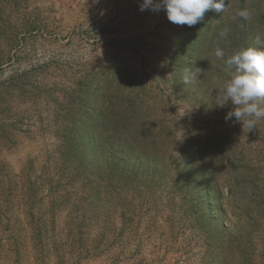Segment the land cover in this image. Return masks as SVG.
<instances>
[{"label":"rangeland","instance_id":"rangeland-1","mask_svg":"<svg viewBox=\"0 0 264 264\" xmlns=\"http://www.w3.org/2000/svg\"><path fill=\"white\" fill-rule=\"evenodd\" d=\"M228 1L189 28L143 0H0V264H264V119L217 105L234 70L218 33L247 35ZM113 62L160 83V129L100 140L94 78Z\"/></svg>","mask_w":264,"mask_h":264},{"label":"trees","instance_id":"trees-1","mask_svg":"<svg viewBox=\"0 0 264 264\" xmlns=\"http://www.w3.org/2000/svg\"><path fill=\"white\" fill-rule=\"evenodd\" d=\"M225 2L229 3L228 0H225ZM232 2L235 4L236 0ZM239 3H241V7L243 5L242 9H247L251 13V17L248 20L241 18L238 20V22L245 25V32L247 31V35L245 34L241 44H238L239 39L236 35L239 28L234 24L237 21H227L225 25L227 37L224 43L230 42L228 51L233 54L241 49L252 47L253 42H256L257 35L264 38V0H239ZM249 23L252 28L248 26ZM239 45L241 46L239 47ZM185 49L184 42H181L176 45L175 52L177 57L179 54L183 56V60L179 64L181 66L180 71L182 72V69L186 67L191 73V77L183 76V82L187 86H194L201 76H199L198 70L195 69V61L192 60L191 55L185 53ZM208 69L209 71L207 70L205 74L206 78L212 73V68L208 67ZM132 72H135V69H129L126 64L113 62L109 65V72L105 78L100 79L98 76L94 78V99L96 102L94 107L97 120L93 122H97V133L100 140L102 139V132L105 130L112 133H122V135H129L131 132L147 135L157 131L158 128L160 129L161 122L157 119L164 111H161L164 96L160 92V83L153 79L157 83L156 90L149 91L141 77H136L133 75L135 73ZM128 86H130V89L127 92ZM92 125L90 124V128ZM124 144L128 148H134L133 143L127 139Z\"/></svg>","mask_w":264,"mask_h":264},{"label":"clouds","instance_id":"clouds-1","mask_svg":"<svg viewBox=\"0 0 264 264\" xmlns=\"http://www.w3.org/2000/svg\"><path fill=\"white\" fill-rule=\"evenodd\" d=\"M225 6V0H143L139 7L140 11L163 10L170 23L192 28L204 21L206 12L220 15ZM250 17L247 9H240L233 19L248 20ZM218 37L226 39L227 32H219ZM256 44L259 47L241 49L227 59L226 64L234 71L223 84V95L217 103L219 107H224L230 102L233 107L227 112L225 120L234 119L249 131L255 129L258 120L264 119V38L257 35ZM214 55L223 59L225 53L217 46Z\"/></svg>","mask_w":264,"mask_h":264}]
</instances>
